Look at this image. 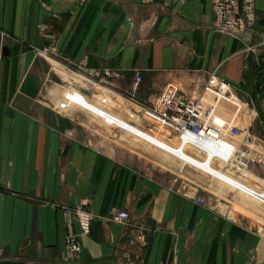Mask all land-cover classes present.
Returning <instances> with one entry per match:
<instances>
[{"label": "crops", "instance_id": "0c3cea01", "mask_svg": "<svg viewBox=\"0 0 264 264\" xmlns=\"http://www.w3.org/2000/svg\"><path fill=\"white\" fill-rule=\"evenodd\" d=\"M256 7L234 37L214 29L212 0H0V264H264L263 203L89 108H57L67 90L107 97L110 113L174 144L144 106L215 71L244 101L247 165L214 166L264 191V0Z\"/></svg>", "mask_w": 264, "mask_h": 264}, {"label": "built area", "instance_id": "2783aa9c", "mask_svg": "<svg viewBox=\"0 0 264 264\" xmlns=\"http://www.w3.org/2000/svg\"><path fill=\"white\" fill-rule=\"evenodd\" d=\"M87 0H78L79 4ZM215 12L214 29L219 32L240 37L251 30L257 21V0H212ZM259 45L264 46V36ZM40 54L49 53L47 47H37ZM82 69H73L78 73ZM107 75H118L115 70H106ZM137 82L142 80L139 71L136 72ZM108 101L102 97L100 105L88 102L81 92L67 90L57 108L62 111L72 106H82L100 115L107 123L124 128L131 133L151 141L165 150L179 155L190 164L203 171L213 173L211 165L220 162L223 165H231L234 168H245L247 165L245 153L241 150V140L245 134V128L241 125V116L245 104L243 99L234 91L233 85L226 79L218 76L216 72L210 74L209 79L201 86L194 87L191 92H186L175 85H167L156 103L144 106L143 115L159 125L172 130L179 139L180 152H187L192 148L197 153H189L183 156L176 153L174 145L168 143L163 146L150 134L121 120L103 107ZM202 166V167H201ZM217 175V174H216ZM223 178V177H221ZM180 179L176 175L173 179ZM228 183L242 189L257 201L264 204V191L252 189L231 177L223 178ZM178 191V188H175ZM197 201L205 203V199L198 197ZM76 212L81 209L73 208ZM112 217L122 223L130 220V212L126 209H115ZM66 248L70 253H79L83 245L74 234H69L66 239ZM2 252H0V256Z\"/></svg>", "mask_w": 264, "mask_h": 264}, {"label": "bare ground", "instance_id": "6f19581e", "mask_svg": "<svg viewBox=\"0 0 264 264\" xmlns=\"http://www.w3.org/2000/svg\"><path fill=\"white\" fill-rule=\"evenodd\" d=\"M62 73V72H61ZM65 75H67V74H65ZM79 76V75H78ZM69 77V76H68ZM62 79V78H61ZM79 79H86L85 78V76H83V75H80L79 76ZM74 80H76V79H74ZM86 81V80H85ZM75 88V87H74ZM77 89V88H76ZM82 89V88H81ZM80 90V89H79ZM86 90V89H85ZM73 92L74 91H77L78 92V90H72ZM91 91V90H90ZM111 128V127H110ZM118 133V132H117ZM135 136H137V137H140V136H138V135H135ZM150 136L151 137H153L154 139H156V140H158L160 143H162V144H164L165 146H168V143L165 141V140H163L162 138H160V137H158V136H156V134L155 135H151L150 134ZM121 139V138H120ZM172 145H174V147H175V152L176 153H182V152H180V149H179V146H180V143H179V141L178 142H176V143H174V144H172ZM192 148H187L186 147V151L187 152H189L190 153V150H191ZM164 151L165 152H168L167 154L168 155H172V156H175V157H179L180 159H181V161L183 162V163H186L185 162V160L184 159H182L179 155H177V154H175V153H173V152H170V151H168V150H165L164 149ZM187 152H183L181 155H184V156H186V155H188L187 154ZM202 167V166H201ZM211 169L213 170V171H216V172H218V173H220V174H222L223 176H227V177H231L232 178V176H228L229 174H226L225 172H223V170H221V169H217L213 164L211 165ZM233 179H235V178H233ZM236 181H238V182H240L239 180H237V178L235 179ZM241 183V182H240ZM243 184V183H242ZM249 186V185H248ZM247 194V193H246ZM249 195V194H248ZM249 197L250 198H252L253 200H256L254 197H252L251 195H249ZM247 198V197H246ZM237 199V198H236Z\"/></svg>", "mask_w": 264, "mask_h": 264}, {"label": "water", "instance_id": "95a60500", "mask_svg": "<svg viewBox=\"0 0 264 264\" xmlns=\"http://www.w3.org/2000/svg\"><path fill=\"white\" fill-rule=\"evenodd\" d=\"M160 143V142H159ZM161 145L165 146L164 144L160 143ZM184 156V155H183ZM215 174H217L218 176L220 177H223V178H226V176H223L222 174L216 172V171H213Z\"/></svg>", "mask_w": 264, "mask_h": 264}, {"label": "trees", "instance_id": "16d2710c", "mask_svg": "<svg viewBox=\"0 0 264 264\" xmlns=\"http://www.w3.org/2000/svg\"><path fill=\"white\" fill-rule=\"evenodd\" d=\"M254 74L257 76L256 78L259 79V75H257V71H254ZM257 85H260V83H258Z\"/></svg>", "mask_w": 264, "mask_h": 264}, {"label": "rangeland", "instance_id": "374dc122", "mask_svg": "<svg viewBox=\"0 0 264 264\" xmlns=\"http://www.w3.org/2000/svg\"><path fill=\"white\" fill-rule=\"evenodd\" d=\"M134 135H135V134H134ZM166 153H168V152H166ZM168 154H169V153H168ZM168 174L171 176V173L168 172Z\"/></svg>", "mask_w": 264, "mask_h": 264}]
</instances>
